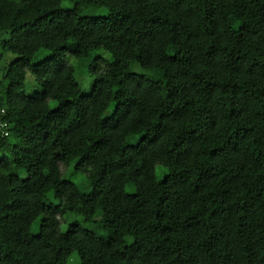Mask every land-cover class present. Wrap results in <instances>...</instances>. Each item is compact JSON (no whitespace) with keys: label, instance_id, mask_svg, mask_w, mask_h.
I'll use <instances>...</instances> for the list:
<instances>
[{"label":"trees","instance_id":"16d2710c","mask_svg":"<svg viewBox=\"0 0 264 264\" xmlns=\"http://www.w3.org/2000/svg\"><path fill=\"white\" fill-rule=\"evenodd\" d=\"M65 1L0 0V264H264V0Z\"/></svg>","mask_w":264,"mask_h":264},{"label":"rangeland","instance_id":"374dc122","mask_svg":"<svg viewBox=\"0 0 264 264\" xmlns=\"http://www.w3.org/2000/svg\"><path fill=\"white\" fill-rule=\"evenodd\" d=\"M73 1H81V0H73ZM72 0H66L63 4V6L67 9L72 5ZM94 15L97 16H102L106 14V11H97L93 13ZM98 52L95 54L97 55ZM99 54H102V52H99ZM51 56V54L45 50L40 51L39 53L36 54L35 58L33 59V64H38L43 62L45 59L49 58ZM106 58H109L108 54H105ZM16 58L15 55L9 54L7 56H5L4 58V63L5 65L3 66V69L5 67H7V65L13 61ZM67 62L74 66L77 70H76V76L77 79L82 87L83 90L89 91L90 85L93 81V78L91 77L89 71L87 70V67L85 65H82L81 63H78L77 60L75 59H70L67 57ZM84 67V68H83ZM134 72L136 73H142L140 67L136 66L132 69ZM2 76V73L0 72V77ZM41 88H39L35 82H34V77L32 74H30V72H27V77H26V92L29 95H33L35 92H41ZM55 105V103H51V106L53 107ZM74 166H72L70 169H68V171H66L65 166L63 164H60V170L63 173V176L66 179H69L73 182H75L77 185L81 186L82 184H85L86 182V175L84 173H82L81 171L79 172H75L74 171ZM23 172V171H22ZM26 172H24L25 174ZM46 173H50V171L48 170ZM165 173V168L162 165H158L156 167V176L158 180H161V178H163V175ZM23 177H25V175H23ZM59 179L58 178H54L52 179V185L53 187H57L59 184ZM74 222H81L83 223V220L78 217L75 216L73 214H69L67 216H65L61 222V226L60 229L62 232L66 231L67 227L69 226V224H72ZM88 227H90L88 225ZM33 231L34 232H38L39 231V226L36 223L33 227ZM99 235V234H98Z\"/></svg>","mask_w":264,"mask_h":264}]
</instances>
